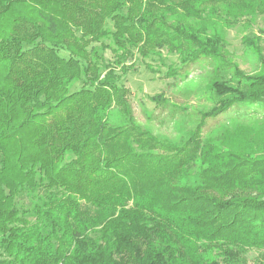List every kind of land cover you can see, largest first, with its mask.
<instances>
[{"label": "trees", "instance_id": "16d2710c", "mask_svg": "<svg viewBox=\"0 0 264 264\" xmlns=\"http://www.w3.org/2000/svg\"><path fill=\"white\" fill-rule=\"evenodd\" d=\"M255 17L264 0H0V264H264V117L204 132L264 113L261 39L245 74L218 32ZM165 57L223 64L178 142L134 121L121 81Z\"/></svg>", "mask_w": 264, "mask_h": 264}, {"label": "rangeland", "instance_id": "374dc122", "mask_svg": "<svg viewBox=\"0 0 264 264\" xmlns=\"http://www.w3.org/2000/svg\"><path fill=\"white\" fill-rule=\"evenodd\" d=\"M218 27L216 25V30ZM245 27L240 23L230 29L221 28L218 32L227 43L226 62L236 65L245 74H253L257 71L258 60L256 54L242 43V38L259 37L264 56V35L260 32L264 33V20L255 17L251 27ZM162 64L153 66L154 72L145 64L138 63L136 69L121 81L129 90L134 121L158 138L178 142L196 126L200 114L212 106L208 85L214 78L215 69H222L223 64L212 59H200L181 67L175 57H165ZM171 66L177 69L174 75H169L170 70H167ZM228 70L230 67L225 71ZM262 117L264 113L258 106L236 105L216 119L208 120L204 132L212 137L224 127ZM245 258L246 264H255L258 251H249Z\"/></svg>", "mask_w": 264, "mask_h": 264}]
</instances>
